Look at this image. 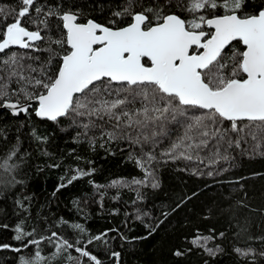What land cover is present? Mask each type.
Listing matches in <instances>:
<instances>
[{
  "label": "snow or ice",
  "instance_id": "1",
  "mask_svg": "<svg viewBox=\"0 0 264 264\" xmlns=\"http://www.w3.org/2000/svg\"><path fill=\"white\" fill-rule=\"evenodd\" d=\"M19 3L22 7L7 14L0 8V109L57 124L67 120L91 144L97 135L124 141L139 150L130 158L145 174L132 183L152 188L159 187L154 164L160 159L218 162L249 140L256 150L264 145V6L248 13L246 0H153L135 11L136 0H127V7L114 13L117 19L101 24L81 22L78 11L59 5ZM166 7H181L187 15ZM17 152L13 148L0 157V169L14 171ZM86 175L91 173L78 171L67 183ZM73 227L83 232L81 225ZM16 233L23 248H37L20 264H48L39 250L42 239H31L33 233L19 226ZM43 239L55 249L48 260L68 253V264H81L79 257L102 264L76 246L79 242L56 232ZM102 239L98 235L87 243ZM209 239L197 237L193 243L214 255L206 247ZM111 255L119 264L120 253Z\"/></svg>",
  "mask_w": 264,
  "mask_h": 264
},
{
  "label": "trees",
  "instance_id": "2",
  "mask_svg": "<svg viewBox=\"0 0 264 264\" xmlns=\"http://www.w3.org/2000/svg\"><path fill=\"white\" fill-rule=\"evenodd\" d=\"M152 3L136 0L134 10ZM56 5L78 11L81 22L107 24L117 19L114 13L127 7V0H38V6ZM262 6L264 0H246L245 11L253 13ZM19 7V0H0L6 14ZM165 11L187 15L181 7ZM78 132L82 129L67 120L57 124L34 114L15 117L0 111V157L18 150L15 170L0 169V245H10L0 247V264H20L22 257H32L37 250L31 245L23 248L24 241L14 239L18 226L33 233L31 239H42L39 250L48 264H68V253L48 260L55 249L43 238L52 232L79 242L76 246L90 250L102 264L116 263L112 252L120 253L119 264H264V145L256 150L249 140L241 149H230L228 160L218 162L158 156L154 170L159 187L152 188L150 183H132L145 177L130 158L139 154L138 149L98 135L91 144ZM78 171L91 175L68 184ZM113 181L124 183L112 187ZM76 224L83 232L73 227ZM98 235L103 239L87 243ZM197 237H211L206 247L215 254L193 243ZM177 251L182 255H175ZM68 252L79 257L74 249ZM79 259L91 264L85 257Z\"/></svg>",
  "mask_w": 264,
  "mask_h": 264
},
{
  "label": "water",
  "instance_id": "3",
  "mask_svg": "<svg viewBox=\"0 0 264 264\" xmlns=\"http://www.w3.org/2000/svg\"><path fill=\"white\" fill-rule=\"evenodd\" d=\"M1 110H7V109H0V111ZM8 111H10V110H8ZM11 112V111H10ZM24 115V114H23ZM15 117H17V116H15ZM38 119H40V118H38ZM115 264H117V261H116V263Z\"/></svg>",
  "mask_w": 264,
  "mask_h": 264
}]
</instances>
